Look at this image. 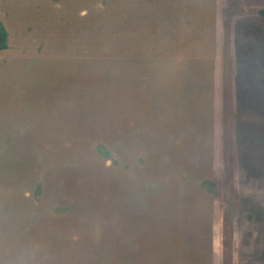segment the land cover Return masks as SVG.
<instances>
[{"label":"rangeland","instance_id":"obj_1","mask_svg":"<svg viewBox=\"0 0 264 264\" xmlns=\"http://www.w3.org/2000/svg\"><path fill=\"white\" fill-rule=\"evenodd\" d=\"M0 23V264H264V0Z\"/></svg>","mask_w":264,"mask_h":264},{"label":"trees","instance_id":"obj_2","mask_svg":"<svg viewBox=\"0 0 264 264\" xmlns=\"http://www.w3.org/2000/svg\"><path fill=\"white\" fill-rule=\"evenodd\" d=\"M7 32L4 28V26L0 23V50L7 48Z\"/></svg>","mask_w":264,"mask_h":264}]
</instances>
